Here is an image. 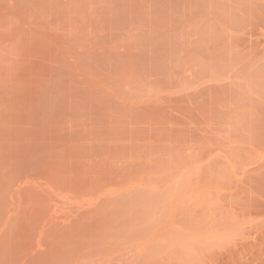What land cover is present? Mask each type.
<instances>
[{
    "label": "rangeland",
    "instance_id": "1",
    "mask_svg": "<svg viewBox=\"0 0 264 264\" xmlns=\"http://www.w3.org/2000/svg\"><path fill=\"white\" fill-rule=\"evenodd\" d=\"M0 264H264V0H0Z\"/></svg>",
    "mask_w": 264,
    "mask_h": 264
}]
</instances>
